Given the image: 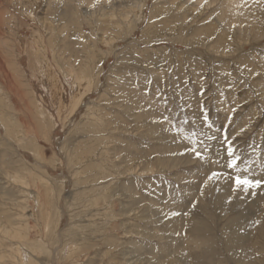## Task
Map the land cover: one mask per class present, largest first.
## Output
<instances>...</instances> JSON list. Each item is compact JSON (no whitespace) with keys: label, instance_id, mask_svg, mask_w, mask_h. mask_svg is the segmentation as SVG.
<instances>
[{"label":"rangeland","instance_id":"obj_1","mask_svg":"<svg viewBox=\"0 0 264 264\" xmlns=\"http://www.w3.org/2000/svg\"><path fill=\"white\" fill-rule=\"evenodd\" d=\"M210 2L0 0V264H264V184L207 195L264 181V0Z\"/></svg>","mask_w":264,"mask_h":264},{"label":"bare ground","instance_id":"obj_2","mask_svg":"<svg viewBox=\"0 0 264 264\" xmlns=\"http://www.w3.org/2000/svg\"><path fill=\"white\" fill-rule=\"evenodd\" d=\"M80 1V0H79ZM237 1H239V0H229V2H230V4L231 5H233L235 2H237ZM62 2H65V0H59V5H61V3ZM211 4V2H210V0H197V5L199 6V5H210ZM112 5V4H111ZM194 10V9H193ZM21 12H24V13H26L27 14V11H26V9H25V5L24 4H22L21 5ZM29 13H31L30 11H28ZM195 12V11H194ZM30 16L32 15H34V13H31V14H29ZM135 17V16H134ZM134 22V21H133ZM121 23V22H120ZM127 25V24H126ZM42 33L40 32V36H41V40L43 41V42H47L46 41V39L44 38V36L43 35H41ZM224 34V33H223ZM27 44H28V42H27ZM220 44V43H219ZM215 45V44H214ZM40 49H43V48H41L40 47ZM44 53V52H43ZM56 54V50H53L52 51V55H53V60H54V55ZM46 57H45V54H44V56H43V58L42 59H45ZM46 63V62H45ZM45 63L43 64V65H38V71H39V73L40 74H43V76L45 77V76H47L46 75V73L48 74L49 72H48V68H49V65H50V63H47L46 65H45ZM57 65V64H56ZM51 68V67H50ZM49 68V69H50ZM47 70V71H46ZM51 70V69H50ZM49 70V71H50ZM70 74H71V76H73L74 78H78V75L75 73V72H70ZM50 77V76H49ZM48 79V78H47ZM52 80V79H51ZM78 82H79V80L78 79H76ZM82 80V81H81ZM83 80H85L84 78H82L81 79V77H80V83H79V87L77 86V84L75 85V86H70L71 88V92H70V95H69V98H70V102H69V105H68V110L71 112V113H73L74 111H75V109L76 108H78V106H80V104L82 103V101H83V99H84V97L86 96V94L88 93V91L87 90H90L89 88L91 87V82H86V81H83ZM45 83V82H44ZM47 84V83H46ZM53 84V83H52ZM51 84V85H52ZM40 85V84H39ZM82 86V87H81ZM39 87V86H38ZM45 87V86H44ZM79 88H82V89H79ZM48 89V88H47ZM69 89V90H70ZM82 90V91H81ZM46 91V90H45ZM52 94V93H51ZM51 96V95H50ZM54 97V96H53ZM52 98V97H51ZM222 164V163H221ZM222 171H223V169H222ZM225 172V171H224ZM225 174V173H224ZM230 174V173H229ZM255 175H256V171H254V170H250L249 172H248V174H247V176H248V178L249 179H254L255 178ZM224 177H226V176H222L221 178H219V179H216V185L217 186H219L217 189H215V190H217V191H215L214 190V188H211V190H209L208 191V193H207V195L209 196H213L214 197V199H213V201H214V209L216 210V211H220V212H222V213H224V212H230V213H233V212H235V209H238V207H239V205L240 204H242L244 201L246 202V200L248 199V197H249V195L250 194H253V192L252 191H249V192H245V191H243V189L241 188V189H238V190H234V188H235V186H234V184H232V182L234 181L233 179H229L228 181L227 180H225V178ZM228 177H232L231 175H228ZM230 185H233V198H232V202H231V208L230 207H227V202H225L224 200L226 199L225 197L227 196V192L226 191H228V195L230 194ZM207 189V188H206ZM223 190H225V191H223ZM256 190V189H255ZM254 190V193L256 192ZM207 191V190H206ZM238 192L239 193H242V194H244V193H247V196L245 197V198H241V197H239V196H237L238 195ZM216 196H215V195ZM207 196V197H208ZM202 197H204L203 196V194H202ZM206 197V196H205ZM206 199V198H205ZM211 199V198H210ZM238 199H243L242 201H238ZM206 201V200H205ZM209 200H207V202H208ZM211 201V200H210ZM210 201H209V203H210ZM203 203H204V199H203ZM252 203L253 204H255V200L254 201H252ZM248 204H250V203H248ZM205 205V204H204ZM201 208V207H200ZM253 208V207H252ZM251 212V211H250ZM243 222H244V220H242ZM239 224H240V219H236V220H230L228 223H227V229H228V232H229V238L231 239V240H237V239H240L241 237L243 238L244 237V234L245 233H243L242 232V230H239L238 229V226H239ZM242 224V223H241ZM245 224V223H244ZM25 229V228H24ZM25 231V230H24ZM243 233V234H242ZM27 234L25 233L24 234V237L26 236ZM22 236V235H21ZM20 237V236H19ZM22 238V237H21ZM25 239V238H24ZM21 240V239H20ZM241 240V239H240ZM22 241V240H21ZM24 242V241H23ZM30 243V242H29ZM17 254V253H16ZM18 254H20V253H18ZM24 260V259H23ZM25 261V260H24ZM24 261H23V263H24ZM28 261V260H27ZM248 261V260H247ZM35 264V263H34Z\"/></svg>","mask_w":264,"mask_h":264},{"label":"snow or ice","instance_id":"obj_3","mask_svg":"<svg viewBox=\"0 0 264 264\" xmlns=\"http://www.w3.org/2000/svg\"><path fill=\"white\" fill-rule=\"evenodd\" d=\"M165 119H167L165 117ZM203 119L205 121V123L207 124V126L209 128L212 127L211 123L208 121V116L206 113H204V116H203ZM208 140H214L216 139V137L214 136H208L207 137ZM223 141H224V145H226V153H227V168H230L233 170V172H239L240 171V165L238 162L242 161V156L241 155H238L237 154V151L236 149L233 147L232 145V141L231 139H229V137L227 135H225L223 137ZM193 145L196 143L195 140L192 141ZM210 150V145H206L203 149V151H200V150H197V148L193 147L191 149V151L193 152L194 156L197 158V159H200V160H204L206 159L204 153H207L209 152ZM217 163H219V161H215ZM244 171L246 172L247 169H244ZM223 176V173H220V172H212L211 175L208 177L209 180H212V179H219ZM229 179H233L234 180V185H235V188L234 190H238V189H243V191L245 192H249V191H252L253 194L254 193V190L261 187L262 184H264V181L262 180H253V179H249L248 176H241V175H236L235 177H229ZM173 216H176V215H180L179 212H174L172 213Z\"/></svg>","mask_w":264,"mask_h":264}]
</instances>
